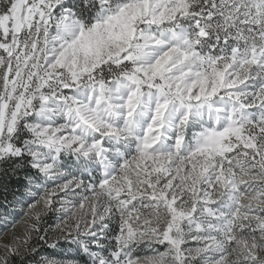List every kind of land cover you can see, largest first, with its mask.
<instances>
[{
  "label": "snow or ice",
  "instance_id": "6c2138e0",
  "mask_svg": "<svg viewBox=\"0 0 264 264\" xmlns=\"http://www.w3.org/2000/svg\"><path fill=\"white\" fill-rule=\"evenodd\" d=\"M0 264H264V0H0Z\"/></svg>",
  "mask_w": 264,
  "mask_h": 264
}]
</instances>
